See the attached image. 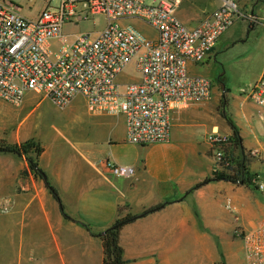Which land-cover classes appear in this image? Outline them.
<instances>
[{
    "label": "crops",
    "instance_id": "1",
    "mask_svg": "<svg viewBox=\"0 0 264 264\" xmlns=\"http://www.w3.org/2000/svg\"><path fill=\"white\" fill-rule=\"evenodd\" d=\"M221 1L182 0L177 16L197 26ZM240 8L245 18L237 31L219 40L234 41L247 28H264V20L250 18L264 17V0H240ZM216 46L208 61L215 57ZM190 70L206 72L199 65ZM243 93L245 97L230 98L227 92L225 110L217 87L210 101L177 105L169 141L148 146L127 141L123 115H92L82 97L65 109L49 100L41 102L38 107L48 103L62 121L41 131L26 123L32 112L23 117L19 108L0 102L4 113L0 117L16 112L14 121L0 124V140L13 145L34 139L40 144L39 167L63 206L62 211L25 157L0 152V264H103L102 240L80 222L99 232L117 221L120 207L128 206L122 216L141 215L161 204H165L161 210L121 230L127 264H247L244 239L236 231L248 233L264 222V216L256 220L250 207L258 190L225 181L204 184L215 174L208 136L214 131L231 137L227 117L240 130L249 171L260 175L264 170V140L254 125L261 111ZM20 108L25 112L26 106ZM256 150L259 154L253 156ZM108 160L134 167L135 176H113ZM199 184L203 185L198 188ZM229 201L235 213L228 208ZM262 206L258 203L261 210Z\"/></svg>",
    "mask_w": 264,
    "mask_h": 264
},
{
    "label": "built area",
    "instance_id": "2",
    "mask_svg": "<svg viewBox=\"0 0 264 264\" xmlns=\"http://www.w3.org/2000/svg\"><path fill=\"white\" fill-rule=\"evenodd\" d=\"M181 5L182 0L151 4L146 0H59L55 6L49 2L31 19L13 2L0 0V100L20 108L29 93H37L65 109L82 97L92 115H123L129 143L148 146L169 141L172 110L214 96L213 82L193 73L190 66L204 63L219 39L245 18L240 0H222L215 11L191 27L177 16ZM96 15L106 19L102 30L65 32L69 24ZM250 18L264 20L259 15ZM133 21L152 27L155 38ZM130 64H135L141 80L122 85L119 76ZM248 95L260 109L264 127V70ZM208 141L214 172H229L234 164L223 149L229 137L213 131ZM106 166L117 178L136 174L134 167L110 160ZM253 183L264 192L259 175ZM227 205L235 213L230 201ZM236 234L244 239L247 264H264V222L248 233L238 229Z\"/></svg>",
    "mask_w": 264,
    "mask_h": 264
},
{
    "label": "rangeland",
    "instance_id": "3",
    "mask_svg": "<svg viewBox=\"0 0 264 264\" xmlns=\"http://www.w3.org/2000/svg\"><path fill=\"white\" fill-rule=\"evenodd\" d=\"M11 1L22 10V13L31 19L37 18L47 7L48 3L51 2L52 6L59 3V0H7ZM147 3L151 4L154 0H146ZM133 24L138 26L149 38H155V30L141 21H133ZM241 21L236 22V24L226 33L230 35L232 31H237L238 25ZM106 25V19L103 15H96L90 17L89 20L77 23L76 25L69 24L65 28V32L68 34H84V33H95L102 30ZM247 31L250 34H247ZM224 38V37H223ZM223 38L219 40L216 50L215 57L210 61L206 60L204 63L199 65L200 70H205L202 73L208 77L214 85L217 87V93L220 94L221 101L224 102L223 105L227 106V92L231 97L240 96L245 97L243 91H246L247 95L250 86L259 79L264 69V28L258 27L254 31L247 28L241 34L238 33L237 39L234 41L223 42ZM208 64V65H207ZM141 80V74L136 69L135 64H130L119 76V83L125 85L131 82H139ZM225 89V90H224ZM227 90V91H226ZM44 95L37 93H29L26 96L23 106H26L25 112H22V116H26L28 110L31 115L27 118V125L29 127L35 128L36 130H42L46 127H50L53 124L58 126L62 121L57 117L54 109H51L48 103L43 101H48ZM83 99L81 97L77 98L75 102L78 104ZM50 101V100H49ZM1 103L6 106H11L16 109V107L11 104L0 100ZM51 102V101H50ZM22 106V107H23ZM222 106V103H221ZM38 107V108H37ZM35 110V111H34ZM21 111V112H20ZM8 115L0 117V124L5 121L10 124L15 120L14 114L6 111ZM4 115L3 112H0ZM5 117V118H4ZM22 117V118H23ZM254 125L256 129L262 132L261 139L264 140V128L259 119L255 118ZM259 177L264 180V170L260 173ZM256 190V189H255ZM254 199L250 201L251 210L254 211L255 218L260 219L264 216V209L258 207V203H261L264 208V192L255 191L253 192ZM257 216V217H256ZM219 264H225L223 262Z\"/></svg>",
    "mask_w": 264,
    "mask_h": 264
},
{
    "label": "trees",
    "instance_id": "4",
    "mask_svg": "<svg viewBox=\"0 0 264 264\" xmlns=\"http://www.w3.org/2000/svg\"><path fill=\"white\" fill-rule=\"evenodd\" d=\"M223 104L224 102H222V108L225 110L226 105ZM227 119L233 133L232 136L229 137L228 143L223 146V149L226 151L227 155L231 157L234 166L230 168L229 172L223 171L215 173L214 176L210 179H207L204 184L212 181H225L231 182L238 186L252 187L257 190V187H255L253 183V179H255L257 175L252 174L247 168L248 155L246 154V151L243 147V139L240 135V130L230 117H227ZM0 152L12 153L19 157H25L29 162L32 171L36 174V176L44 179L46 186L50 189L52 195L61 204L58 192L54 189L46 174L39 167V158L43 153V148L36 140L31 139L22 144L13 145L8 144L5 140H0ZM202 185L203 184H199L197 187L199 188ZM164 206L165 204H161L149 208L141 215L146 216L153 212L159 211L164 208ZM126 209H128V206L120 207L118 210L119 218L117 221L112 226L103 231H95L90 225L80 222L93 237H99L102 240L105 255L103 264L128 263V261L124 258V249L120 244V233L124 226L136 221L139 215H134L129 212L127 215L122 216L123 211ZM61 210L63 211L62 204ZM66 218L68 217L66 216Z\"/></svg>",
    "mask_w": 264,
    "mask_h": 264
},
{
    "label": "water",
    "instance_id": "5",
    "mask_svg": "<svg viewBox=\"0 0 264 264\" xmlns=\"http://www.w3.org/2000/svg\"><path fill=\"white\" fill-rule=\"evenodd\" d=\"M143 217V215H139L138 218Z\"/></svg>",
    "mask_w": 264,
    "mask_h": 264
}]
</instances>
